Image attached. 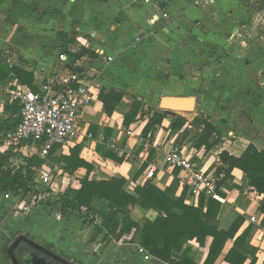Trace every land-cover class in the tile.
Listing matches in <instances>:
<instances>
[{
  "label": "crops",
  "instance_id": "crops-1",
  "mask_svg": "<svg viewBox=\"0 0 264 264\" xmlns=\"http://www.w3.org/2000/svg\"><path fill=\"white\" fill-rule=\"evenodd\" d=\"M135 1L143 4L136 11V17H143L144 22L142 23L146 30L152 28L149 34L153 35V39L162 43V52L168 53L169 50H174L173 61L168 64V68L172 69L173 73L167 74L168 80L172 81L178 77V74L181 75L180 78L187 75L184 79L189 81L188 91L195 93V88H199L195 86L198 75L201 76L198 82H202L204 78H209L212 75L213 57L209 48L215 38H218L221 41L218 44H222L229 53V57L224 59V64L228 63L230 66L228 69L229 75L225 74L226 77H229L223 81L225 85L218 86L216 84L210 85V87L207 85L204 93L220 94L223 92L222 94L225 93L226 95L247 96L249 93L255 92L254 88L257 92L260 91L261 88L256 87V85L254 88L245 84H243V88H237L236 85L239 84L238 80L249 81L251 78L257 79L256 83L258 85L261 82L264 84V0H213V2H202L199 6L194 5L195 0L191 2L190 0H173L170 7L173 8L174 17L173 21L170 22V15L164 5L167 0H163L162 3H160V0ZM25 2L31 4L30 6H33V9L37 12L43 13L40 24L44 30L39 33L41 37H36L34 40L27 39L1 27L0 56L10 67L16 66L32 73L35 78L37 92L54 79H67L71 72L83 75L88 84L91 85L93 92V101L84 108L81 116L82 137L66 146H57L52 150H56V158L68 157L74 148L79 147L80 159L92 167L89 174L86 168H79L73 173L67 172L63 163L48 158L52 151L47 157L42 155L41 145L23 144L18 148L8 147L5 144L8 132L4 134L0 131V153L11 151L16 157L24 158L23 163H27L33 157L43 159L44 164L34 169V179L37 170L42 167L50 170L54 177V190L58 192V196L64 194L68 188L79 190L81 181L86 177H89L91 181H107L112 178L125 179L126 186L124 189L132 195H134L137 186L143 187L148 182H152L161 190H166L172 184L174 171L177 169L173 170L166 164L165 154L176 144H180L186 156H189L201 171L208 173H215L217 167L221 165L219 155L223 151H228L234 156H240L250 144H253L259 150H264V111L262 110V114L259 115L260 106L264 103L262 99H257L254 102L252 98L248 99V96H244L243 101L240 102V109L248 108L256 115L254 122H248L245 126L244 123L236 126L231 120L223 123L210 113H206L205 106L202 107L205 116L195 118L207 119L221 132L220 142L209 151L205 147L197 148L195 146L196 130L190 125L195 118L188 121L180 132L172 133L171 124L173 119L168 117L169 114H172L171 112L160 111V108L159 111L150 109L151 112H148V114L144 112V103L140 95L149 88V81L144 79L139 81L132 76L130 84L123 85L124 82H121V79L123 80L122 77L125 73L121 67L122 61L118 59V54L114 51L111 43L103 45L98 41L100 31L110 24L109 17L111 15H115L119 10L126 12V14L132 11L134 3L131 0H99L94 3L85 0H5L4 3L1 2V9L16 8L19 14L23 15L27 10ZM115 4L120 7H115ZM158 4L164 5L162 7L164 10H161ZM249 4H254L255 9L252 10ZM62 6L65 13L75 12L77 18L83 21L82 28L84 29L82 30L84 32L80 33L81 31H79V37L70 36L65 29H57L58 21V23L56 21L52 23L48 20L52 15L51 13H53L51 10H61ZM194 7L198 9L205 7V11L201 15H194ZM164 14L168 15V19L162 18ZM148 15H151V18ZM14 16L16 17V15L11 17L14 18ZM155 17H161V19L153 23ZM77 18L74 20H78ZM253 18V25H255L254 54L244 57V60H241V58L239 60L238 57H242L248 49V41H246V38H242L241 33H243V29L252 28L250 19ZM158 22L162 23V27L156 31L155 26H161V24L157 25ZM234 29L241 30L237 31L236 35L238 36L236 38L229 35V33L234 34ZM87 31L91 33H86ZM59 32H64L70 39H74V41L76 39L77 42H80L79 49H75L77 42L66 46L63 42L58 41L57 34ZM222 33H225L226 38ZM52 36L57 43H61L56 55L52 50L55 43L53 45L52 41L49 40ZM199 43L202 44L201 48L198 46ZM81 47L93 51L97 57H73L72 54L78 55ZM229 47H232V49L230 50ZM102 51L105 53V57L98 54ZM237 53L239 54L238 57ZM63 54L66 59L60 61L59 57ZM53 55H55V63L47 64V61ZM108 56H113L111 62L106 61ZM225 88H229V91ZM18 89L33 92L28 86L19 84L15 76L9 77L4 82L0 81V123H13L21 120V111L15 112L13 110L15 102L18 101L14 100L11 94V92ZM102 89L114 90L125 95L111 117L104 114L103 104L99 100ZM135 99L141 102L142 108L137 121L126 127L124 117L130 111ZM196 99L198 103L199 98ZM230 100L235 102V97L231 96L228 102V106L235 109ZM256 103L258 104L255 107ZM155 112H168L169 114L161 125L155 126L146 136L144 135V129ZM182 113L190 114L192 112ZM106 129L111 132L106 133ZM186 129L192 130L188 136L183 134ZM129 132H132L133 135H129ZM88 134H92V138L86 137ZM110 153L118 159L124 157V162H116L113 157L108 156ZM152 167L157 170L153 178L149 179L148 173ZM179 176L180 172L178 179ZM185 188L179 184L177 196H180ZM220 192L224 195L223 197L217 193V196L213 198L222 203L218 217L219 229L227 231L239 216L244 217L245 222L237 237L251 227L247 243L257 250L255 264H264V225H262L264 214L259 212V203L263 196L259 195L248 184L244 173L239 169L232 172V180H229L220 189ZM4 196V194H0V264H12L7 255V244L18 235L29 236L27 233L37 237L41 236L48 243L61 248L66 254L77 256L83 264H95L96 261L94 262L93 258L85 253L83 246H78V243L76 244L74 240L69 239L68 234H72L73 230L71 232L61 231L68 228L67 225L70 221L75 225L73 227L75 231L79 227L84 229L83 232L80 230L79 234H84V232L91 229L90 224L83 225L80 214H63V218L58 219L53 214L54 208L47 204L33 211H26L19 205L17 197L5 201ZM199 197L189 195V189L187 188L185 203L196 207L199 203ZM92 207L95 210L96 223L101 224L108 213L107 201L95 196L92 200ZM105 209L106 212L102 214ZM85 213L86 209H82L81 215ZM130 214L133 221L139 224H143L146 220L154 221L158 216L156 211H146L138 206L131 207ZM251 218H255L256 222H252ZM62 225L65 227H62ZM100 237L105 238V235L99 236L95 242ZM125 239L129 240L125 250L134 248L135 253L134 258L130 259L129 262V254H122L125 260L127 259V264H149L153 260L157 261L155 264H162L161 261L153 257L149 262L143 261L137 252V249L141 246L135 242V231L122 240ZM78 241L80 242V239ZM116 241L115 238H112L109 247L113 246ZM211 243L212 238H207L204 247H201L196 240L189 243L191 248L189 255L194 263H205ZM233 246L234 240H228L223 253L215 264H229L225 261V257ZM130 247L131 249H129ZM252 260L253 258L249 256L246 264H250Z\"/></svg>",
  "mask_w": 264,
  "mask_h": 264
},
{
  "label": "trees",
  "instance_id": "trees-1",
  "mask_svg": "<svg viewBox=\"0 0 264 264\" xmlns=\"http://www.w3.org/2000/svg\"><path fill=\"white\" fill-rule=\"evenodd\" d=\"M57 39L66 46L75 42L64 32H59ZM72 56L76 58L97 57L93 51L85 47L80 48L78 55L72 54ZM11 76H15L19 84L28 86L33 92H37L32 73L16 66L10 67L0 56V81L4 82ZM124 96L123 93L114 90L102 89L99 100L103 104L104 114L111 117ZM141 108V102L135 99L130 111L124 117L126 127L137 121ZM13 110L21 111L19 102H15ZM168 114V112H155L144 129V135L147 136L155 126L161 125ZM19 123L20 121L2 122L0 131L6 134L15 129ZM187 123L188 120L185 117L174 118L171 124L172 133L180 132ZM190 125L196 130L195 146L197 148L205 147L209 151L220 142L221 132L207 119L195 118ZM109 132L111 131L106 129V133ZM191 132V129H186L183 134L188 136ZM175 147L181 149L180 144H176ZM79 151L80 148L76 147L70 156L56 158V150H54L48 158L63 163L67 172L73 173L79 168H86L89 174L92 167L80 159ZM108 156L113 157L118 163L124 162V157L118 159L111 153ZM219 158L221 165L217 167L215 173L217 175L224 174L225 177L218 183V194L224 196L220 192V188L232 180V172L239 169L244 173L248 184L263 196L259 203V212L264 214V150H259L250 144L240 156L223 151ZM15 159L16 156L11 151L0 153V194H15L17 192L27 194L34 179V169L44 164V160L38 157H33L27 163L18 165L14 163ZM179 172L178 169L174 171V180L166 190H161L152 182H148L143 187L137 186L134 195L125 191V179L112 178L107 181H91L89 177H86L81 181L79 190L68 188L64 194L53 199L54 203H48V205L58 208L63 214H80L83 223L90 224L92 228V242H95L101 235H105L107 242L112 238L120 241L135 231V242L162 264H196L189 255L191 249L189 243L196 240L201 247H204L207 238H212V243L204 264H215L223 253L228 240H234V246L225 257L227 263L246 264L248 257L251 256L253 260L250 264H255L257 250L247 243L251 227L237 237L245 222L244 217L239 216L229 230H220L218 217L222 203L200 195L198 206L187 205L185 203L187 188L180 196H177L180 184ZM95 196L101 197L108 203V213L101 224L96 223L95 210L92 207V200ZM135 206L146 211H156L158 216L154 221L146 220L143 224L136 223L130 214V208ZM82 209H86L84 215H81ZM262 225H264V218ZM185 246L187 247L185 248Z\"/></svg>",
  "mask_w": 264,
  "mask_h": 264
},
{
  "label": "rangeland",
  "instance_id": "rangeland-1",
  "mask_svg": "<svg viewBox=\"0 0 264 264\" xmlns=\"http://www.w3.org/2000/svg\"><path fill=\"white\" fill-rule=\"evenodd\" d=\"M28 1V0H24ZM87 2H96L99 0H85ZM134 5L132 6L133 9L131 12L126 14V12L119 10L115 15H111L109 17V26L104 28L101 33L98 34V41L106 45L108 43H111L113 46L114 51L118 54V59L122 61L121 67L123 69V72L125 73L123 75V80L121 79V82H124L123 85H128L131 82V77H136L137 80L142 81L143 79L146 81H149V88L143 92L140 97L142 98V102L144 103L143 110L145 113H150V109H153V111H159V101L162 97L165 96H174V97H198L199 101L197 103L196 110L190 114L185 113H177V112H171L172 114H169L168 117L174 119L176 117L182 116L185 117L188 121H192L197 116H205L202 107L205 106V112L210 113L213 117H216L218 120H220L223 123L229 122L231 120L233 124L236 126H239V124L244 123V126L248 124V122H254L256 119V115L253 114L248 108L240 109V102L243 101L244 96L246 95H226L225 93L222 94H211L210 92L207 93L204 91L206 90V87H210V85H225L223 82L224 80H227L229 76H225V74L229 75L228 69L229 64H224L225 57H229L228 51L224 48V46L220 43V39L215 38L214 42H212L210 46V50L212 52L213 57V72L211 77L204 78L202 82H198V80L201 78L198 75V79L196 80V85L199 88H195V93L188 91L189 89V81L184 77L180 78L179 74L178 77L174 78L172 81L168 80L167 74H172V69L168 68V64L172 63L173 56H174V50L168 51V53L162 52V43L152 38L153 35L149 34L152 28H149L146 30V28L143 27L144 22L142 20L143 17H136L135 13L142 7L143 4H139L135 0H131ZM162 3L163 0H160ZM173 0H167L164 5L166 6L165 9L167 10L168 14L170 15V21H173L174 17V11L173 8L170 7L171 2ZM192 0H190L191 2ZM258 1V0H257ZM1 2L4 3L5 0H0V28L4 27L7 28V31H12V33H16V35H20V37L27 38V39H35L36 37H41L39 34L41 31L44 30V28L41 27V21H42V15L43 13L37 12V10L33 9V6H30L28 2H25L24 4L27 6V10L24 12L25 14L21 15L19 14L18 10L16 8L14 9H1ZM158 6L162 9V4H158ZM252 10L255 9L254 4H249ZM115 7H120L116 6ZM29 8V9H28ZM63 6L61 7V10H51V17L48 19L52 23H55V21L58 23L57 29H65V31H68L70 36L75 35V37H79V31L82 33L84 32V28H82V22L80 19L77 18V14L75 12H72L71 14H68L64 12ZM11 10V13H10ZM205 11V7L196 8L194 7L193 14L194 15H201ZM18 12V13H17ZM152 14V13H151ZM12 15L14 18H12ZM21 15V16H20ZM151 15H148L150 17ZM78 20H74L76 18ZM151 18V17H150ZM245 22V21H244ZM251 27L250 29H243V35L242 38H246V41H248V49L245 51L242 55V57H238L239 54L237 53V57L240 60H244V57H247L248 55L251 56L254 54V48H255V38H254V18L250 19ZM257 23V21H256ZM161 26H155V30L157 31L160 27H162V23L158 22L157 25ZM239 26V25H238ZM234 34L230 36H234L236 38L237 31H241L240 29H234ZM54 31V30H53ZM86 33H91L90 31ZM148 34V36H147ZM81 35V34H80ZM224 38H226L225 33H222ZM12 38V37H11ZM9 39V38H7ZM50 41H52V44L55 46L52 47V50L55 52V55L57 51L59 50V44L54 40V37L49 38ZM157 41V43H156ZM229 41V39H228ZM231 41V40H230ZM75 42L77 40L75 39ZM80 42H77V45L75 46V49L78 50L81 46L79 44ZM224 44V43H223ZM201 43H199V47L201 48ZM238 47V46H237ZM230 48V47H229ZM228 49V48H227ZM232 47L230 48V50ZM209 50V51H210ZM7 52V51H6ZM171 52V53H170ZM249 52V53H248ZM55 55L47 61V64H53L55 63ZM165 61V62H162ZM112 67V66H111ZM233 69V68H232ZM195 71L193 72L194 75ZM196 75V74H195ZM219 75H221L219 77ZM226 77V78H223ZM255 78H251L249 81H243L238 80L239 84H237V88H243V84L248 85L252 88L260 87V91H256L254 88L253 93H249L248 99H251L257 101V99L264 100V84L261 82L259 85L256 83ZM198 83V85H197ZM241 83V86H240ZM225 90L229 91V88H225ZM214 96V98H213ZM231 96L235 97V102L233 103V106H235L233 109L232 107L228 106V102ZM246 96V97H247ZM252 103V102H251ZM258 103L255 104V107ZM229 108H232L231 110ZM261 109H259V115H261L262 110L264 111V103L260 106ZM161 111V110H160ZM221 116V117H220ZM224 117V118H223ZM87 119V118H85ZM25 160L22 157L17 156L14 160L15 164L23 163ZM106 212V209L102 211V214ZM71 222V221H70ZM67 225V229H62L63 232H72V234H68L69 239L72 241L74 240L76 244L78 243V246H83V249L85 253H87L90 257L93 258L95 264H127V259L122 256L123 253H128V262L130 259L134 258V248L129 249L131 250H125L126 246H128L129 240H121L116 241L113 246H110V241L107 242L106 238L100 237L97 242H92L93 237V231L92 228L89 229L87 232H84V234H79L83 228L79 227L77 228V231L73 229L75 226L72 222ZM84 226L86 224H83ZM62 227H65L62 225ZM58 228V226H56ZM70 228V229H69ZM70 230V231H69ZM27 233V232H26ZM30 238H32L34 241H37L40 244L47 245L50 248H54L59 253L63 254L65 257H67L70 261L76 263V264H83L77 256H70L66 254L61 248L57 247L55 244L48 243L44 239L40 237H37L35 235H32L30 233H27ZM71 235V236H70ZM80 239V242L78 241ZM14 239L10 240L7 244V247ZM128 248V247H127ZM131 254V255H130ZM99 255V257H98ZM106 257V259H105ZM104 260V261H103ZM132 261V260H131ZM152 264L157 263V261L153 260L151 262ZM149 263V264H151Z\"/></svg>",
  "mask_w": 264,
  "mask_h": 264
},
{
  "label": "built area",
  "instance_id": "built-area-1",
  "mask_svg": "<svg viewBox=\"0 0 264 264\" xmlns=\"http://www.w3.org/2000/svg\"><path fill=\"white\" fill-rule=\"evenodd\" d=\"M202 2L213 0H195L194 5L199 6ZM162 18L168 19V15L164 14ZM160 19L161 17H155L153 23ZM98 54L105 57L103 51ZM59 58L64 61L66 56L63 54ZM112 59L113 56H108L106 61L111 62ZM11 94L13 99L19 102L21 120L15 129L6 134L5 144L8 147L18 148L23 144L41 145L42 155L47 157L55 147L66 146L82 137V112L93 101L92 87L83 75L71 72L67 79H54L36 93L18 89ZM129 135L133 133L129 132ZM86 137L92 138V134ZM165 162L173 170L180 171V184L189 189V195H205L207 198L217 196L218 183L225 177L224 174L201 171L182 149L175 146L165 154ZM156 170L152 167L148 173L149 179L153 178ZM53 184L52 172L42 167L37 170L27 194H6L4 200L10 201L17 197L23 210L33 211L45 204L54 203L53 199L57 198L58 192L54 190ZM53 210L58 219L63 218V213L58 208ZM251 220L256 222L255 218ZM137 252L143 261L149 262L152 259L144 248L139 247Z\"/></svg>",
  "mask_w": 264,
  "mask_h": 264
},
{
  "label": "water",
  "instance_id": "water-1",
  "mask_svg": "<svg viewBox=\"0 0 264 264\" xmlns=\"http://www.w3.org/2000/svg\"><path fill=\"white\" fill-rule=\"evenodd\" d=\"M197 107V99L196 97H174V96H165L160 99L159 108L162 111L168 112H194ZM26 243L31 245L39 250H42L45 253H48L52 257L56 258L57 260L61 261L64 264H73L69 261L61 258L56 253L46 249L44 246L38 244L36 241L32 240L31 238L27 237L26 235H20L15 240V242L11 245V247L7 251V255L12 264H19L15 255L14 250L21 244Z\"/></svg>",
  "mask_w": 264,
  "mask_h": 264
},
{
  "label": "flooded vegetation",
  "instance_id": "flooded-vegetation-1",
  "mask_svg": "<svg viewBox=\"0 0 264 264\" xmlns=\"http://www.w3.org/2000/svg\"><path fill=\"white\" fill-rule=\"evenodd\" d=\"M18 236H20V235H18ZM18 236L9 244V246L7 247V251L11 247V245L15 242V240L18 238ZM27 237H29V236H27ZM38 244H40V243H38ZM40 245H42L46 249L56 253L58 256L69 261L70 263L76 264V263L70 261L63 254L56 251L54 248H50L47 245H43V244H40ZM14 255H15L19 264H64L61 261H59L56 258L49 255L48 253H45L42 250H39V249H37L31 245H28L26 243H23V242L14 250Z\"/></svg>",
  "mask_w": 264,
  "mask_h": 264
}]
</instances>
